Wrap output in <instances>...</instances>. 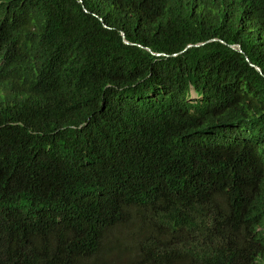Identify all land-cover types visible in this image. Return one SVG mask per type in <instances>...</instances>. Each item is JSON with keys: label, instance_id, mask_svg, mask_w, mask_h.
Wrapping results in <instances>:
<instances>
[{"label": "trees", "instance_id": "16d2710c", "mask_svg": "<svg viewBox=\"0 0 264 264\" xmlns=\"http://www.w3.org/2000/svg\"><path fill=\"white\" fill-rule=\"evenodd\" d=\"M0 208L29 264H264V0H0Z\"/></svg>", "mask_w": 264, "mask_h": 264}, {"label": "clouds", "instance_id": "9594fccd", "mask_svg": "<svg viewBox=\"0 0 264 264\" xmlns=\"http://www.w3.org/2000/svg\"><path fill=\"white\" fill-rule=\"evenodd\" d=\"M192 92L197 97V94L194 91ZM139 188L140 183L133 186L132 183H130L128 185H122L120 190L115 194V196H112L111 194H104L100 192L91 191L90 198L92 202L98 205L115 204L117 202L124 201L131 195H136L139 191ZM54 218L58 223H64L68 225L65 221V216L63 212L55 214ZM17 225L21 228L20 231L16 233L14 237H8L10 226L8 223L7 214L2 208H0V264H29L28 255L35 250L32 246L16 244L13 247H9L7 243L19 241L22 236L26 233V231L34 225V222L30 221L26 223L20 220L17 222ZM114 256L120 258L117 259ZM135 256L136 255L132 253L126 254L105 250L103 257L104 260L102 264H127L128 262L134 260ZM85 263L86 260H83V264Z\"/></svg>", "mask_w": 264, "mask_h": 264}, {"label": "water", "instance_id": "95a60500", "mask_svg": "<svg viewBox=\"0 0 264 264\" xmlns=\"http://www.w3.org/2000/svg\"><path fill=\"white\" fill-rule=\"evenodd\" d=\"M123 36V35H122ZM125 43H127L126 41H125ZM188 47H191V45H189ZM153 54V53H152ZM154 55H159V54H154ZM251 66H253L252 64H251ZM256 70L258 71V72H260L261 73V71H260V69L258 68V67H256Z\"/></svg>", "mask_w": 264, "mask_h": 264}, {"label": "rangeland", "instance_id": "374dc122", "mask_svg": "<svg viewBox=\"0 0 264 264\" xmlns=\"http://www.w3.org/2000/svg\"><path fill=\"white\" fill-rule=\"evenodd\" d=\"M196 95L192 92L191 96H190V99H196Z\"/></svg>", "mask_w": 264, "mask_h": 264}]
</instances>
